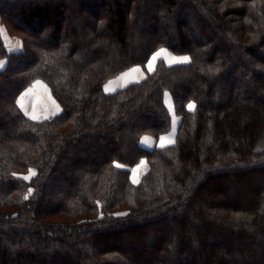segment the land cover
Returning a JSON list of instances; mask_svg holds the SVG:
<instances>
[{
    "label": "trees",
    "instance_id": "obj_1",
    "mask_svg": "<svg viewBox=\"0 0 264 264\" xmlns=\"http://www.w3.org/2000/svg\"><path fill=\"white\" fill-rule=\"evenodd\" d=\"M0 17L24 47L0 33V264H264V0H0ZM162 48L189 61L104 91ZM36 80L59 115L21 110ZM168 94L176 143L145 149Z\"/></svg>",
    "mask_w": 264,
    "mask_h": 264
},
{
    "label": "rangeland",
    "instance_id": "obj_2",
    "mask_svg": "<svg viewBox=\"0 0 264 264\" xmlns=\"http://www.w3.org/2000/svg\"><path fill=\"white\" fill-rule=\"evenodd\" d=\"M0 27L5 31V33H7L11 37L12 40L16 41L15 43H17V44L20 43V45L22 43V49L19 51V52H21L23 50V48H24L23 47V41L17 35V33L15 32V29L13 27L9 26L11 28V31H12L11 32L10 29L8 28V26L5 23L2 22L1 17H0ZM15 43L8 42V46H11V48H16L17 46L15 45ZM161 50H163V51L161 52ZM14 51L15 52H10V53H17V50L16 49ZM157 52H161V55L158 56V57H156V59H153V57L155 56V54ZM160 59H162L163 61H165L168 65L186 63V62L189 61V57L186 56V55H176V54H173L172 52H170L169 50H167L165 48H162V49H159L158 51H156L152 55V57L149 59V61L147 62V64H146L145 67H143V66H134V67H138V68L141 67L142 69H144L145 72H147V71L150 72V71H153V69L155 68V65L157 64V62ZM3 60H5V61H4V63L1 62L2 63L0 65V68L1 69H3L6 66V64H7V59H3ZM134 67H131L129 69H132ZM129 69H127V70H129ZM127 70H125V71H127ZM125 71H123V72H125ZM167 97L170 99V101H172L171 100L172 98H171V96L169 94H168ZM166 100H167V98H166ZM18 103L20 105H21V103L22 104L25 103L26 105L29 104V110L35 116V119H33V120H37V121L46 120V119H49V118H52V117L56 116L58 113H56L55 109L53 108V105L55 107H58V109H60V112H62V107L52 97L51 92L49 90V87L42 80H36L31 87H29L28 89H26L20 95L19 102ZM173 115H174V113H173ZM147 171H148V169H147ZM33 174H34V170H32L25 177H28V179H29ZM134 184H137V183H134Z\"/></svg>",
    "mask_w": 264,
    "mask_h": 264
},
{
    "label": "crops",
    "instance_id": "obj_3",
    "mask_svg": "<svg viewBox=\"0 0 264 264\" xmlns=\"http://www.w3.org/2000/svg\"><path fill=\"white\" fill-rule=\"evenodd\" d=\"M0 33H1V36H2V38H3L4 42H5V45H6V47H7L9 52H15L14 51L15 49L17 50V52H19L22 49V43H21V45H20V43L19 44L15 43L16 41L12 40L11 37L7 33H5V31L1 27H0ZM7 41L10 42V43L11 42L15 43V45L17 47L16 48H11V46H8V42ZM4 61L5 60H1L0 61V65L2 64L1 62L4 63ZM146 76H147V72H145L144 69H142L141 67H139V68L138 67H134L132 69H129V70L121 73L119 76L109 80L104 85V91L106 93H108V94L114 93L116 91H119V90H122V89L128 87L130 84H133V83L140 82V81L144 80L146 78ZM31 86H29V87H31ZM167 96H166L167 100L165 99L166 105L169 108V110L172 112V122H171L170 130L166 134L162 135L159 139H155L154 137L149 136V135L144 136L142 138V140H141V145L145 149L153 150V149H155L157 147H161V143L162 142H163V147L171 146V145H174L176 143L177 131H178L180 118L178 116H176L175 114L173 115V113H174L173 102L170 101V99ZM18 102H19V98H18ZM21 105H23V107H21ZM21 105L19 104V106H20L21 110L23 111V113L24 114L27 113L25 115L27 117L33 119L32 116H34V115L29 110V104L26 105L25 103H23V104L21 103ZM53 108L55 109L56 113H58L57 115H59V113H61L60 109H58V107H55L53 105ZM147 169H148V164H147L146 160L145 159L141 160L140 163L137 166H135V167H133L131 169V180H132V182L133 183H138L140 181L141 177L147 171Z\"/></svg>",
    "mask_w": 264,
    "mask_h": 264
},
{
    "label": "snow or ice",
    "instance_id": "obj_4",
    "mask_svg": "<svg viewBox=\"0 0 264 264\" xmlns=\"http://www.w3.org/2000/svg\"><path fill=\"white\" fill-rule=\"evenodd\" d=\"M162 51H163V50H161V52H162ZM161 52H157V53L155 54V56L153 57V59H156V57L160 56V55H161ZM21 107H23V105H21ZM188 107H189V109L191 110V109L193 108V105H189ZM25 114H27V113H25ZM32 118L35 119V116H33ZM161 147H163V142L161 143ZM117 167H120V165H117ZM24 179H28V177H25Z\"/></svg>",
    "mask_w": 264,
    "mask_h": 264
},
{
    "label": "bare ground",
    "instance_id": "obj_5",
    "mask_svg": "<svg viewBox=\"0 0 264 264\" xmlns=\"http://www.w3.org/2000/svg\"><path fill=\"white\" fill-rule=\"evenodd\" d=\"M260 138V137H259ZM224 150V149H223Z\"/></svg>",
    "mask_w": 264,
    "mask_h": 264
}]
</instances>
